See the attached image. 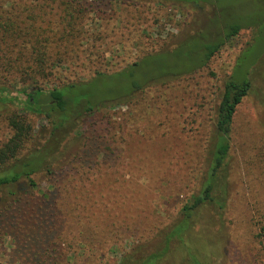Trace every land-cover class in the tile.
<instances>
[{"label":"rangeland","instance_id":"1","mask_svg":"<svg viewBox=\"0 0 264 264\" xmlns=\"http://www.w3.org/2000/svg\"><path fill=\"white\" fill-rule=\"evenodd\" d=\"M68 1L0 0V22L20 18L59 34L67 10L74 19L78 50L39 83L44 90L87 80L96 71H117L150 52L172 50L188 37L219 31L229 19L245 28L196 72L134 91L124 104L88 114L63 141L69 146L62 167L54 168L53 177L34 176L36 189L26 183L12 186L15 196L0 190V264H37L29 249L42 241L34 236L27 241L26 235L38 230L31 214L40 215L46 207L56 214L46 222L52 223L47 231L55 232L49 240L55 251L40 260L117 264L136 243L153 248L205 176L223 82L241 53L243 68L251 65V88L236 108L219 174L223 207L204 204L195 213L186 252L175 250L163 264H192L193 258L203 264H264V0H76L73 10ZM190 43L180 45L176 55H184ZM176 55L161 53L148 74L164 67L186 70L189 65ZM145 65L134 69L138 77L145 75ZM114 79L79 85L73 94L99 100L127 89L126 84L118 89ZM12 84L8 90L18 95L15 101H0V144L11 136L7 118L16 113L34 129L24 154L44 140L48 127L42 115L24 108L22 85ZM76 134H93L95 140L84 148L73 142ZM14 197L22 198L17 207Z\"/></svg>","mask_w":264,"mask_h":264},{"label":"trees","instance_id":"2","mask_svg":"<svg viewBox=\"0 0 264 264\" xmlns=\"http://www.w3.org/2000/svg\"><path fill=\"white\" fill-rule=\"evenodd\" d=\"M185 1L196 3L198 0ZM75 2L76 0H69L67 8L73 10V7L78 5ZM25 19L28 20L29 18ZM216 19L217 17L213 18L212 21L215 22ZM229 20L230 22H226L217 32L200 33L188 37L172 50L162 49L144 54L137 61L129 63L117 71L109 73L96 71L94 77L87 80L68 82L45 90L39 86V83L47 81L53 70L68 63L67 59L71 58L69 55L78 50L77 38L79 35L78 30L73 26L74 19L71 14L67 10V14L63 16L62 24L60 22L62 31L59 34L49 27L40 28L32 24L26 25L24 20L20 18L16 22L11 18L10 22H0V101L2 103L15 101L18 95L11 96L8 87L13 85V81L20 83L22 87L18 92L27 96L23 102L24 108L32 113L42 115L48 127L44 140L40 144L34 143L23 154L26 143L31 140L34 129L22 116L16 113H12L7 118L12 134L0 144V190L8 189L4 192L6 196H15L14 190H10V187L26 183L28 187L36 189L37 184L34 180L36 174L40 173L53 177L56 172L54 168L62 167L65 160L63 155L66 145L69 146V141H66V144L63 141L67 139L68 133L73 131L74 127L80 126V122L88 114L117 104L122 105L134 91L142 90L151 85L165 84L182 74H190L206 66L221 47L229 43L242 28H245L242 23ZM75 32L77 36H75ZM187 42H192L190 43L192 44L191 48L182 56L181 54L176 55V49ZM51 48L54 49L55 55L53 56L51 55L53 53ZM159 53L176 55L173 57L189 66L186 70L179 72L169 71L164 67L161 68V71H157V74H148L149 66L156 67L158 65ZM243 59L241 53L232 68V72L223 82L214 117L215 140L209 150L205 176L198 190L186 198L175 221L163 232L153 248H151L152 246L147 248V244L144 242L136 243L122 253L117 264H163L170 253L175 250L183 254L184 251L186 252L184 249L186 238L194 224L195 213L207 203H215L218 209L223 207L224 195L218 196L221 189L219 174L223 171L225 159L230 149L231 126L236 108L251 88L248 77L251 65L243 68ZM145 63L146 65L143 66L146 71H143L145 75L138 77L134 69ZM113 78H115L113 83L117 85L118 89L123 84L127 85V89L99 100L93 99L87 94L79 95V97H75L73 94L79 85H87L96 81L99 84H106ZM28 90L31 91L28 92ZM94 140L93 134L86 138L77 134L73 137V142H82L79 146L84 148H87L88 143ZM78 150L76 151L77 154L79 153ZM72 155L75 157L76 153ZM78 157L80 158V156ZM13 199L15 207L22 201L20 200L21 197H14ZM7 210L9 209L5 208L3 211ZM40 212L42 211L40 210ZM53 215L56 216L47 207L40 215L31 214V218L36 220L38 230L34 231L31 236L26 235V240L29 241L34 236L33 240L42 241L40 245L35 243L34 249H29L32 257L37 259V264H52L46 259L40 260L39 257L43 256L44 253L52 256L55 251L49 242L55 232L47 231L52 223L46 226V222L54 220L51 218ZM36 227L32 225V228ZM41 234L44 236L40 237ZM26 244L23 242L21 246L27 247ZM192 264L203 263L193 258Z\"/></svg>","mask_w":264,"mask_h":264}]
</instances>
